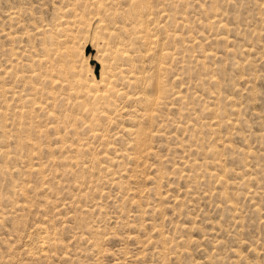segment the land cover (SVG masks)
I'll use <instances>...</instances> for the list:
<instances>
[{
	"label": "rangeland",
	"instance_id": "1",
	"mask_svg": "<svg viewBox=\"0 0 264 264\" xmlns=\"http://www.w3.org/2000/svg\"><path fill=\"white\" fill-rule=\"evenodd\" d=\"M0 264H264V0H0Z\"/></svg>",
	"mask_w": 264,
	"mask_h": 264
}]
</instances>
